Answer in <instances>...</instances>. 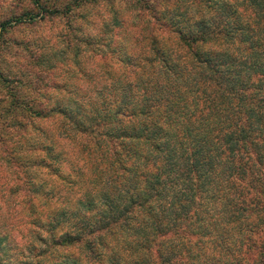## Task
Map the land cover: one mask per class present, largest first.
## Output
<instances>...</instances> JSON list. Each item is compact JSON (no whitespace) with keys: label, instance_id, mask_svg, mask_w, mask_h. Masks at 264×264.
Segmentation results:
<instances>
[{"label":"trees","instance_id":"trees-1","mask_svg":"<svg viewBox=\"0 0 264 264\" xmlns=\"http://www.w3.org/2000/svg\"><path fill=\"white\" fill-rule=\"evenodd\" d=\"M117 1L136 7L116 24L134 48L105 54L85 34V83L73 63L60 77L36 64L44 88L0 71L14 102L38 103L7 112L32 144L0 135L8 225L25 233L5 264H264V0L247 15L228 0ZM80 2L32 0L0 28Z\"/></svg>","mask_w":264,"mask_h":264},{"label":"rangeland","instance_id":"rangeland-1","mask_svg":"<svg viewBox=\"0 0 264 264\" xmlns=\"http://www.w3.org/2000/svg\"><path fill=\"white\" fill-rule=\"evenodd\" d=\"M32 0H0V22L9 16L10 14H18L23 11L33 10ZM67 1V0H66ZM185 0H166L165 5L168 10L185 9L187 2ZM64 0H56V3L62 4ZM233 8H236L238 12L242 14H248L249 8L245 0H228ZM80 2L76 8L71 9L65 14H54L45 18L42 22L35 23L34 25H16L10 29L0 28V71L1 76H7L8 78L13 77L15 74L18 77H24L30 82V85H35L36 88H44L43 83L40 80H36L35 76L38 74L39 70L36 64L51 66L58 69L55 72L57 76H63L62 72L59 70H67V66L72 63L76 64L77 68L70 70L75 73L78 78H81L77 69L80 72V68L87 69V62L85 61V54L87 47L82 43L84 40V35L89 34L92 40H88L87 43H94L96 40L98 43L97 49L103 51L105 54L110 52L112 49H117V46H131L134 48L132 40L126 39L119 41L121 37L125 38V34L129 32V27L120 28L117 22L119 18L130 21L129 14L132 13V7L125 2L122 3L117 0L109 1H90ZM241 15V14H240ZM242 16V15H241ZM137 30V29H136ZM134 30L132 33L133 37L137 34ZM130 34V33H129ZM14 42V44H12ZM19 42L22 45H17ZM30 44L31 62L28 60V56L25 51H22L24 46ZM140 43L136 46H140ZM100 45L105 46L101 48ZM68 46H76L77 50L67 51ZM23 47V48H22ZM93 47V46H91ZM114 56V55H113ZM38 58L35 63L34 58ZM115 57V56H114ZM112 58V57H109ZM114 60L110 59V63ZM29 63V64H27ZM72 69L73 67L70 66ZM15 75V76H16ZM42 77V74L39 73ZM10 76V77H9ZM84 81L85 79L81 78ZM5 85L7 86L5 88ZM8 86L10 84H5L0 79V135L5 138L8 142V147L14 146L15 144L24 143V145L32 144L33 141L29 135L24 137V135L17 136L14 130L9 129L7 125L11 124V116L7 112L16 106L17 109L23 108L24 106L34 110L37 108L38 103L33 100L31 103H22L21 101L14 102L12 95L7 92ZM17 86V85H15ZM13 88V87H12ZM90 86H85L84 90H89ZM22 91V89H21ZM25 92V91H24ZM67 98V97H65ZM44 102V100H41ZM45 106H51L52 101L48 100L44 103ZM19 120L22 119L19 117ZM44 122H35L36 125L42 126ZM46 143V142H43ZM26 149L28 151L29 147L26 146L20 151L21 155H27ZM30 154H35V157H42V152H33ZM2 156V154H0ZM5 170L0 166V184L5 177ZM2 188H0L1 190ZM13 207L8 206L5 203L4 196L0 192V264H5L6 256L10 255L12 259L17 256V249L21 245L23 233L18 223L14 222V229H11L8 225ZM13 222V221H12ZM17 246V248H15ZM35 264V263H34Z\"/></svg>","mask_w":264,"mask_h":264}]
</instances>
